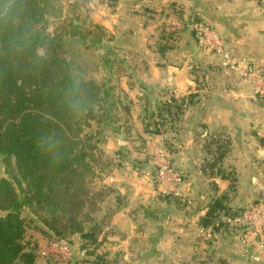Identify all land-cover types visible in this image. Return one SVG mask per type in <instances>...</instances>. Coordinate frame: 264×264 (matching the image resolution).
<instances>
[{"label":"crops","instance_id":"crops-1","mask_svg":"<svg viewBox=\"0 0 264 264\" xmlns=\"http://www.w3.org/2000/svg\"><path fill=\"white\" fill-rule=\"evenodd\" d=\"M101 2V15H106L101 21L115 38H138L130 53L140 60L125 65L138 72V80L122 86L133 101L131 133L146 140L145 152L133 153L136 160L149 159L137 163L123 156L110 183L105 181L115 190L112 231L102 245L110 260L264 264L261 222L248 229L230 223L217 229L201 225L210 205L224 195L229 207L245 218L264 207V98L241 73L253 67L264 75V6L258 0ZM198 22L224 36L239 71L223 67L218 56L199 48L191 28ZM175 102L183 105L182 114L173 122L166 117L164 126H157L162 135L147 132L148 122L159 121V107ZM219 146L226 149L222 160ZM161 148L182 175L181 183L157 179L154 154ZM128 162L131 169L122 167ZM50 257L41 256L39 264Z\"/></svg>","mask_w":264,"mask_h":264},{"label":"trees","instance_id":"trees-1","mask_svg":"<svg viewBox=\"0 0 264 264\" xmlns=\"http://www.w3.org/2000/svg\"><path fill=\"white\" fill-rule=\"evenodd\" d=\"M46 1L49 0H0V171L3 165H12L15 161L16 174L21 176L20 180L16 178L14 171L12 179H0V264H39V246L25 242L28 226L22 216L25 207L35 205L53 216L51 222L45 220V223L56 237L65 239L66 231L78 234L83 242L81 250L94 258V264H113L105 255L97 253L100 248L98 228L84 227L73 214L67 225H59L57 213L65 209L60 204L61 198L67 197L74 188L69 176L75 172L74 168L80 167L85 178L93 169L87 162L91 157L87 148L75 154L73 145L69 146L74 139L71 135H78L75 137L78 139L91 121L110 126L114 95L106 84L99 85L65 72L68 65L58 58L56 50L62 44L38 27L46 16ZM73 26L76 28L75 24ZM169 33L174 35L176 31ZM57 71L64 73L62 80L57 78ZM259 95L264 98V94ZM95 107L105 113L97 114ZM158 110L159 121L151 125L156 129L150 130L151 123H147L146 130L162 135L161 127L157 126H164L166 117L175 121L182 114L183 105L164 104ZM69 147L72 148L69 150ZM225 154L226 149L219 146L218 160ZM16 182L20 187L26 183V188H22L24 196L17 191ZM78 189L75 194L84 197L77 201V209L91 198L89 191ZM228 198L224 195L210 205L201 219L204 229L227 224L224 218L242 217L229 207ZM113 215L114 212L111 217ZM59 260L51 256L46 264H59Z\"/></svg>","mask_w":264,"mask_h":264},{"label":"rangeland","instance_id":"rangeland-1","mask_svg":"<svg viewBox=\"0 0 264 264\" xmlns=\"http://www.w3.org/2000/svg\"><path fill=\"white\" fill-rule=\"evenodd\" d=\"M44 6L46 16L45 19L41 20L38 27L43 30L42 32L55 38L56 42L62 44V47L60 46L56 50L58 58L68 65L65 68L62 66L65 72L67 71L74 77H82L86 81H95L99 85L106 84L114 95L111 101L113 105V117L109 124L110 126L112 125L111 127L105 125V123L91 121L87 127L83 128L82 134L78 139H75L78 135H71V138L74 139L71 140L69 146L73 145L75 154L87 148L91 156L87 159V162L93 169L90 176H88L89 173H86L84 178L82 169L80 167L74 168L75 172L69 176L73 182L71 188H74H72L67 197L61 198L60 204L65 209L57 213L60 217L59 225H62V227L68 224V218L71 216L70 214H73L77 219V223L82 224L84 227L98 228L100 231V248L97 253L105 255L108 261L112 262L108 256L110 252L106 246L102 247V245L105 236L112 231L109 226L111 224V214L116 210L113 201L115 190L105 181L108 180L110 183L109 179L115 173V168L118 165H122L121 160L123 158L121 157L123 156H129L130 160L128 161L137 163L138 161L140 163L146 161L145 158L136 160L139 157L133 153L135 149L145 152L144 150L147 148L146 140L143 139L141 134L134 135L131 133V125H134L133 101L128 99L130 96H127V92L122 86L125 81L129 87V83H136L138 80V72L135 70L130 72L128 67L125 66L129 62L137 63L140 60V55L134 54L131 56L130 53V47L135 48L138 46V38H123V36L119 38V34L115 38L113 33L101 21L106 16L105 14L101 15L104 8L101 0H96L95 2L93 0H49L45 2ZM74 24L76 28H74ZM50 50L51 48L48 49V51ZM38 52L43 54V50L39 49ZM57 72L59 74L57 78L62 80L64 73L62 71ZM133 73L135 77L134 75L132 76ZM102 97H104V94H102ZM126 108L127 110H125ZM95 111L99 115L105 113L99 107H95ZM145 124L144 122L142 125ZM153 128L156 129L155 127ZM142 129H145V127ZM161 141L164 142V140ZM121 142L124 144L123 150L120 149ZM71 148L69 147L68 149L70 150ZM121 150L123 154H120ZM154 155L156 156V154ZM11 164L3 165L0 171V179H12L14 171L16 174L15 161H12ZM128 164V166L122 167L131 169L132 162H128ZM74 166H77L76 162ZM155 167L157 172L158 162ZM16 178L19 179L21 176L17 173ZM15 185L20 194L22 193V188H26V183H23L22 187L17 182ZM78 186L79 189L83 188L87 192L89 191L90 196L88 197L92 198V200L91 198L90 200L86 199V204L83 207H79V209H77V201L84 196L82 195L79 198L80 194H75ZM108 190H111L112 193L108 194ZM21 196H24L23 193ZM22 216L28 226L25 242L37 244L41 256L44 255V251L49 253L47 241L62 240L71 248V253L65 255L67 259L60 258L63 254L58 252L53 251L47 254L54 259L56 257L60 258L59 264H67L69 257L72 255L73 259L70 264H85L83 262L86 260H94L84 250H81L83 242L78 234L66 231L65 239H60L55 236L54 232L50 231L45 220L51 222L53 216H50L47 210H41L36 205L34 208L28 206L24 208ZM147 226L149 229H153L151 225ZM48 235H51L52 238Z\"/></svg>","mask_w":264,"mask_h":264},{"label":"built area","instance_id":"built-area-1","mask_svg":"<svg viewBox=\"0 0 264 264\" xmlns=\"http://www.w3.org/2000/svg\"><path fill=\"white\" fill-rule=\"evenodd\" d=\"M258 1L264 6V0ZM178 27L181 28L182 26L178 25ZM191 28L195 33V37L200 49L218 56L223 67L230 68L234 71H239L238 69L240 68V66L235 62L230 47L226 39L220 32H218L210 24H192ZM241 73L245 78L251 80V82L255 85V90L257 93L264 94V75L259 70L253 67H249L246 70L241 71ZM155 154L158 162L157 179L159 181H166L170 183H181L183 177L174 167L168 152L161 148L157 150ZM224 220L230 224L237 225L240 228L245 229H248L249 226L255 228V226L257 225V221L261 222L262 226H264V207L261 206L255 209L250 218H224ZM47 246L49 249V253H46L44 251V255L50 254V252L54 251L63 254V256L60 258L67 259L65 255H69L71 253V248L65 243L54 242L48 244ZM261 246L264 248V240L261 243Z\"/></svg>","mask_w":264,"mask_h":264}]
</instances>
